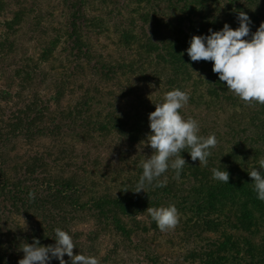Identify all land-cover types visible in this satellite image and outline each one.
I'll return each mask as SVG.
<instances>
[{"label":"trees","instance_id":"16d2710c","mask_svg":"<svg viewBox=\"0 0 264 264\" xmlns=\"http://www.w3.org/2000/svg\"><path fill=\"white\" fill-rule=\"evenodd\" d=\"M6 1L0 0V62L13 54L29 15L28 8ZM54 3L60 27L46 37L37 63L17 64L12 76L21 83L18 91L23 85L22 93L29 91L15 92L11 109L0 108V264H17L24 255L20 244H31L33 237L53 244L56 227L72 235L74 254H85L72 228L80 223L95 228L93 237L114 238L107 257L132 246L140 256L129 264H264V233L260 242L255 238L264 224V201L256 199L247 172L259 170L264 159V105L242 102L218 79L211 61H191L185 51L193 35H207L225 22L238 27L240 11L252 22L250 37L264 22V0ZM109 12L118 15L112 22ZM107 23L116 40L103 56L96 44ZM44 64L49 72L41 69ZM39 73L51 86L36 91ZM6 88L14 89V82ZM174 88L189 93L181 115L196 119L199 134L214 133L218 143L207 166L185 149L179 179L170 169L159 178L164 187L134 193L142 161L153 151L146 143L148 114ZM109 142L118 155L108 152L110 165L100 166L95 151ZM37 145L41 149L23 154V148ZM213 168L229 172L228 184L212 178ZM29 192L35 194L31 201ZM169 203L177 207L179 222L178 232L167 234L204 243L197 263L180 256L165 262L150 244L144 246L162 233L145 210ZM193 228L221 239L197 238ZM240 232L249 236L241 238Z\"/></svg>","mask_w":264,"mask_h":264},{"label":"clouds","instance_id":"9594fccd","mask_svg":"<svg viewBox=\"0 0 264 264\" xmlns=\"http://www.w3.org/2000/svg\"><path fill=\"white\" fill-rule=\"evenodd\" d=\"M236 19L238 27L235 29L225 22L219 30L209 29L207 35H193L185 51L191 61H211L212 71L218 79L225 82L227 90L242 102L264 105V22L249 37L252 23L249 16L240 11ZM189 98L187 91L174 88L164 93L161 102L154 103L155 110L148 114L150 132L146 139L153 151L142 161V174L134 193L145 192L149 186L164 187V182L159 178L170 169L179 179L186 164L181 155L185 149H188L187 153L193 161L198 160L199 165L207 166L211 149L216 147L218 141L214 133L206 137L200 135L198 121L181 115L179 110L188 103ZM258 166L259 170L252 167L247 172L252 179L256 199L264 201V159L259 161ZM212 178L228 184L229 172L225 168H213ZM28 198L33 200L35 194L29 192ZM145 211L161 232L174 229L179 222V212L173 203L147 207ZM53 231V244L41 245L35 237L31 244H20L24 255L17 264H51L52 260H57L59 264H99L93 255L73 253L76 246L68 231L59 227Z\"/></svg>","mask_w":264,"mask_h":264},{"label":"rangeland","instance_id":"374dc122","mask_svg":"<svg viewBox=\"0 0 264 264\" xmlns=\"http://www.w3.org/2000/svg\"><path fill=\"white\" fill-rule=\"evenodd\" d=\"M17 1V2H16ZM8 5H15L16 7L18 5L24 6L28 8L29 15H28V23L27 25L24 24V26L21 28V32L18 35L16 39V47L13 54L6 58L5 60L0 62V108L3 110L11 109L13 104H15V92L25 96L26 93L29 91L26 90L24 93H22L23 90H25V87H21V90L18 91V88L21 86V83L18 82V80L13 79V75L15 70L17 69V64H23L28 63L31 64V62L37 63L38 56L41 52L42 45L45 42L46 37L51 34V36L55 33L54 30L60 27L62 22V15H59L57 11L55 12V3L56 0H7ZM14 8V7H13ZM110 13V12H109ZM117 13L113 12L108 15L107 20L112 22L114 19L117 18ZM106 22V20H105ZM103 35L100 38V42L96 45L98 46L99 52L103 54V56H106V54L112 52V49L114 46L112 45L113 42L116 40L113 35V28L112 23H107L106 28L103 29ZM115 51V50H114ZM116 55V52H115ZM29 60V61H28ZM57 66L56 63L50 64ZM50 65H41V69L45 70L46 72H49ZM40 72V71H39ZM39 77L35 79V83L33 85V88H35L36 91L38 90H45L48 88V86H51L50 84V78L47 79L45 83H43V74L39 73ZM54 78H52L53 80ZM14 82V89L9 90L7 89V85H12ZM54 85H52L53 87ZM8 91L9 95H6L4 93L5 91ZM20 92V93H19ZM43 92V91H41ZM9 97V99H8ZM7 98V99H4ZM11 102V103H10ZM10 104V105H7ZM107 146H103L106 144H103L97 151H95V157L100 154V166H108L110 163L108 162L107 153L113 154L114 159L117 157L118 152H114L113 148H117L115 143H111ZM42 144V143H41ZM108 144V143H107ZM40 146V145H39ZM37 149H41L38 147H32V148H23V154H27L28 152L37 151ZM226 213H229L226 210ZM28 225L24 224L23 228H27ZM180 226H178L179 228ZM72 228L75 230L79 235L77 242V247L80 248L85 255H93L95 256L99 264H129V263H136L139 254L134 253L135 250H133V247L130 246L129 249H125L122 247L121 249H118L114 251L110 257H107V253L114 249V241L111 236L105 235L104 233H99L96 236L93 237V231L95 228L92 227L90 223H80L74 225ZM181 230V227H180ZM220 232H226L225 228L223 230L220 228ZM173 232H178V230L172 229L168 230ZM168 231L162 232L159 234V236L155 237V239L150 240L149 243H147L146 247H148L150 244L155 250V252L160 253V256H163V260L165 262H173L174 258L177 256L184 257L186 260H191L193 263H197L200 260V254H202V248L204 243H198L195 239H187L179 236L175 237L173 235L167 234ZM192 235H194L197 238L200 237H209L212 239H221L220 235L216 233L215 235L211 232L204 231L201 228H193L192 229ZM254 231H252L253 234ZM256 232V241L257 243L260 242V239L263 236L264 233V224L261 226V228ZM92 234V235H91ZM250 234V236H252ZM232 235V232H231ZM241 238L244 236H249L246 232H240ZM89 237H91V240H89ZM189 237V236H187ZM94 238V239H92ZM126 244L120 245L125 246ZM199 248V249H198ZM198 249V250H197ZM196 250V251H194ZM64 259L67 261L68 257L65 255ZM183 261V260H181Z\"/></svg>","mask_w":264,"mask_h":264}]
</instances>
